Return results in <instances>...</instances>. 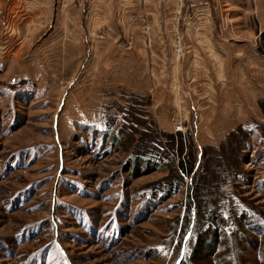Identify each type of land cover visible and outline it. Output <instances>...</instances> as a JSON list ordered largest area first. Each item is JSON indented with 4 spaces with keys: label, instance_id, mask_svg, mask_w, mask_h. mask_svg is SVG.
<instances>
[{
    "label": "rangeland",
    "instance_id": "obj_1",
    "mask_svg": "<svg viewBox=\"0 0 264 264\" xmlns=\"http://www.w3.org/2000/svg\"><path fill=\"white\" fill-rule=\"evenodd\" d=\"M198 1L0 0V264H264V0H207L209 31ZM153 120L199 155L247 127L224 222L189 224V175L153 197Z\"/></svg>",
    "mask_w": 264,
    "mask_h": 264
},
{
    "label": "trees",
    "instance_id": "obj_2",
    "mask_svg": "<svg viewBox=\"0 0 264 264\" xmlns=\"http://www.w3.org/2000/svg\"><path fill=\"white\" fill-rule=\"evenodd\" d=\"M259 34L258 49L264 54V30ZM259 105L264 113V98L259 100ZM140 133L141 142H138L136 156L142 154L145 148L152 149L153 171H167V175L153 183V197L161 194L163 201L171 198L185 186L186 176L189 175L191 181L186 211H194L187 215L189 224L198 227L202 222L218 218L224 222L222 215L229 210L232 200L229 186L240 177L242 151L250 137L247 127L240 125L219 145H205L200 155L192 133L184 135L163 131L154 120L151 130ZM130 139L131 143L133 138ZM147 152L150 151L145 154ZM234 207L236 204L230 209L233 215L236 213Z\"/></svg>",
    "mask_w": 264,
    "mask_h": 264
},
{
    "label": "crops",
    "instance_id": "obj_3",
    "mask_svg": "<svg viewBox=\"0 0 264 264\" xmlns=\"http://www.w3.org/2000/svg\"><path fill=\"white\" fill-rule=\"evenodd\" d=\"M215 1H216V3L219 4V0H215ZM215 6H214V8H215ZM152 8H153V3H152V6H151V8L149 10L150 11H153ZM144 10H145V12L148 11L147 9H144ZM135 14L137 15L136 17L139 18V19L142 17L141 7H139L138 11ZM207 17H208V13L203 17V19H202V26L201 27H204V29L206 31H209V30H212L211 26H212V24H214V22L213 21H206ZM127 19L128 18L124 19V21H129V19L128 20ZM136 21H138V20H136ZM209 35L211 36V38L212 37L213 38L216 37L215 36V33H211V32L205 33V32H203L201 35H199V38H205V39H203V41H205V40L209 41L210 40V38H209L210 36ZM191 51H194V49L191 50ZM204 52H205L206 56H209L208 59H212V60H209L206 63L203 62V65L208 70H211V69L213 70V68L215 67V63H214L215 60L213 58H216L215 57V54L217 52L215 50H212V48L209 49L208 51L206 50ZM190 54H193V55H190ZM190 54H189V56L193 57L192 63H194L201 56L200 52H198V53L192 52ZM197 54H198V56H197ZM217 54H219V53H217ZM189 66H191V65H189ZM153 69H155V72L153 70V79H154V74L156 76H158V74H160V73L161 74L164 73L165 78H166L165 83L159 82L157 80L156 81L153 80V90H157V89H161V90L162 89H169V91H170V89H173L174 88V83H173V70H174V65L172 63V60H171L170 56L169 57L166 56V58H159V59H155V60L153 59ZM193 74H194L193 71L187 70V76H189V77L192 76L193 77ZM163 84H165V85H163ZM189 87H190V85H189ZM166 124H167V122H166ZM163 126H164V124H163ZM165 128H167V130H171L168 125Z\"/></svg>",
    "mask_w": 264,
    "mask_h": 264
},
{
    "label": "built area",
    "instance_id": "obj_4",
    "mask_svg": "<svg viewBox=\"0 0 264 264\" xmlns=\"http://www.w3.org/2000/svg\"><path fill=\"white\" fill-rule=\"evenodd\" d=\"M193 6H195V9L198 10V13H195L194 16L195 17H204L207 13H208V7H209V3L207 0H200L198 2H194L192 4ZM178 43H181V41L179 40ZM177 51L179 52V54H183L184 51L182 50V46L180 45V48L177 49ZM177 130H182V124L180 123L177 126Z\"/></svg>",
    "mask_w": 264,
    "mask_h": 264
}]
</instances>
